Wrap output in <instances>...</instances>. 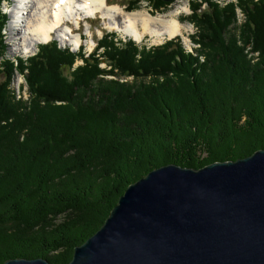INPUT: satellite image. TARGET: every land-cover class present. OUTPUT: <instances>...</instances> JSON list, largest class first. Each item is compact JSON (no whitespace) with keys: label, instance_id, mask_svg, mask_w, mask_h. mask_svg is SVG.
<instances>
[{"label":"trees","instance_id":"1","mask_svg":"<svg viewBox=\"0 0 264 264\" xmlns=\"http://www.w3.org/2000/svg\"><path fill=\"white\" fill-rule=\"evenodd\" d=\"M4 1L0 57L8 50ZM130 1V12L144 1L156 12L173 3ZM239 6L242 25L233 4L191 2L185 20L196 28L198 56L179 38L148 48L107 33L90 54L53 40L17 64L3 60L0 264L23 257L67 264L151 171L201 169L264 150V0ZM16 71L29 100L10 89Z\"/></svg>","mask_w":264,"mask_h":264},{"label":"water","instance_id":"2","mask_svg":"<svg viewBox=\"0 0 264 264\" xmlns=\"http://www.w3.org/2000/svg\"><path fill=\"white\" fill-rule=\"evenodd\" d=\"M124 192L67 264H264V150L201 169L169 164Z\"/></svg>","mask_w":264,"mask_h":264},{"label":"bare ground","instance_id":"3","mask_svg":"<svg viewBox=\"0 0 264 264\" xmlns=\"http://www.w3.org/2000/svg\"><path fill=\"white\" fill-rule=\"evenodd\" d=\"M212 1L222 7L217 3L218 0ZM238 3L239 0H236V5ZM231 4L233 3H225V7ZM187 10L188 7L185 6L154 16L148 11H127L119 3H111L110 0H17L10 14V52L16 54L22 47L21 52L31 54L40 44L49 42L57 33L61 42L78 47L83 35H77V30L70 26V22L78 25L80 20L100 15L108 21L106 26L109 29L123 33L137 42L143 41L147 35L173 38L180 35L185 26L175 16L186 13ZM88 32L92 34L90 28ZM182 43L187 53L198 56L195 50L198 43H184L183 39ZM201 60L204 61V57H201Z\"/></svg>","mask_w":264,"mask_h":264},{"label":"rangeland","instance_id":"4","mask_svg":"<svg viewBox=\"0 0 264 264\" xmlns=\"http://www.w3.org/2000/svg\"><path fill=\"white\" fill-rule=\"evenodd\" d=\"M17 0H10L8 2L4 1L2 3V6H1V10L3 13H7V16H8V21H6L7 23L5 24V28L3 30V34H4V38H5V42L8 46V50H7V53L6 55H4L3 57H0V67H1V64L3 62V60L5 59H10V60H13V58H24V59H27L31 56H34L35 54L38 53L39 51V47L46 44V43H43V44H40L35 50H33V52L31 54H26V53H23L21 52V48L19 49V52L16 53V54H13L11 53V45H10V42H9V25H10V21L12 20L11 18V13H12V9L14 7V4ZM196 0H174L173 3H171V5H169L167 7L166 10H164L163 12H156L154 10V8H152L147 2H141L139 4V6H137L136 9L134 10H131V11H136V10H142V11H148L150 12V14L154 15V16H157L159 14H165V13H170L172 12L173 10L175 9H179L180 7H185L187 6L188 7V10L181 14H176V18L185 24L184 26V29L182 31V33L180 34L182 36V39L184 40V42H187L188 40H191L192 42H194L193 40V36L194 34L196 33V28L193 26V24L189 23L187 20H185L188 15H190L192 13L191 11V8H190V4L191 2H195ZM111 3H119L121 6H123L127 11H130V7H127V6H132V3L130 0H110ZM129 9V10H128ZM106 22V23H105ZM108 23V21H106L103 17L100 16H97V17H94V18H88L86 20H80V23L78 25H76L74 22H70V26H72L73 28H75L77 31H76V34L77 35H83V40L81 42L82 45L85 46L86 48V52L89 54V52H92L95 48V46L98 44L99 40L103 37V35L107 34V33H114L117 35V37L123 41H126V40H130L132 39L131 37L129 38L128 36H126L125 34L123 33H120L116 30H112V29H109L108 26H106ZM89 28L91 29V32L92 34H90L88 32ZM12 34H10L11 36ZM179 35V36H180ZM177 37V36H176ZM175 38V37H174ZM192 38V39H191ZM53 40H59V44L62 48H67V47H71V49L74 51V52H78L79 49H77L75 46H73L72 44H64L63 42H61V38L59 36V34H54L53 35ZM134 40V39H133ZM163 41V38H157V37H152L151 35H147L143 41L141 42H137L139 45H142V46H148V47H152V46H156V45H159L160 42ZM18 42V40H17ZM195 43V42H194ZM197 44V43H195ZM200 48V46H197L196 47V51ZM78 64H82V61H78ZM105 66V65H104ZM22 75L16 71V74L13 76V79H12V82H11V85H10V89L15 92L17 90V86H18V80L20 81V79H22L23 81V87L25 86V80L24 78L21 77ZM129 80H132L133 78L130 77V78H127ZM23 90V93L26 92V95L28 96L29 95V91H28V88H24L22 89ZM21 90V92H22ZM12 91H11V94H12ZM16 94V92H15ZM13 96V95H12ZM30 98V96H29ZM18 99V98H17Z\"/></svg>","mask_w":264,"mask_h":264},{"label":"built area","instance_id":"5","mask_svg":"<svg viewBox=\"0 0 264 264\" xmlns=\"http://www.w3.org/2000/svg\"><path fill=\"white\" fill-rule=\"evenodd\" d=\"M217 3L221 4L222 7H225V3H233L235 5V7H236L235 8V12H236V23L238 25H242V24H244L246 22V20H247L246 14H245V12L243 11V9L241 7H239L238 5H236V0H218ZM184 43H193V44H195L191 40H189L188 42H184ZM198 46H200V45L198 44ZM246 53L247 54H250L251 58L252 59L255 58L254 60L257 61L256 59H257V56H259V53L258 52H253V49H252L251 46H248L246 48ZM21 77L23 78V76H21ZM17 83H18V86H17V90L15 91L17 98L19 100H21V101L22 100H29V95L27 96L26 95V92L23 93V90H22L25 87L28 88L27 87V84H26V81H25V86L24 87L22 86L23 85L22 79H20V81L18 80ZM21 90H22V92H21Z\"/></svg>","mask_w":264,"mask_h":264}]
</instances>
